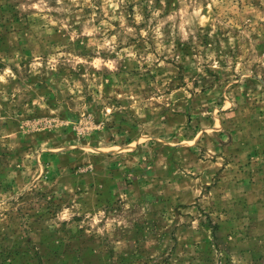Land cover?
I'll return each mask as SVG.
<instances>
[{
	"label": "rangeland",
	"instance_id": "rangeland-1",
	"mask_svg": "<svg viewBox=\"0 0 264 264\" xmlns=\"http://www.w3.org/2000/svg\"><path fill=\"white\" fill-rule=\"evenodd\" d=\"M0 264H264V0H0Z\"/></svg>",
	"mask_w": 264,
	"mask_h": 264
}]
</instances>
